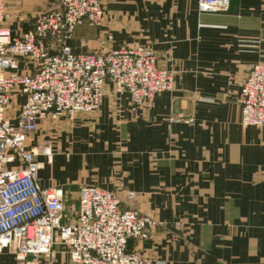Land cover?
Wrapping results in <instances>:
<instances>
[{"label":"crops","instance_id":"crops-1","mask_svg":"<svg viewBox=\"0 0 264 264\" xmlns=\"http://www.w3.org/2000/svg\"><path fill=\"white\" fill-rule=\"evenodd\" d=\"M5 4L16 34L58 0ZM103 8L102 26L80 27L67 46L76 54L151 48L175 74L174 90L134 114L109 86L99 110L75 123L41 121L29 145L54 154L41 185L135 191L137 208L159 226L128 249L153 260L264 264V130L241 124V84L264 65V0H230L217 13L201 12L197 0H103ZM31 67L20 60V72ZM15 102L18 111L25 97ZM73 163L83 173L66 176ZM0 264H16L15 255L3 253ZM53 264L73 263L62 252Z\"/></svg>","mask_w":264,"mask_h":264},{"label":"built area","instance_id":"built-area-1","mask_svg":"<svg viewBox=\"0 0 264 264\" xmlns=\"http://www.w3.org/2000/svg\"><path fill=\"white\" fill-rule=\"evenodd\" d=\"M197 1L203 13L230 5ZM10 19L0 0V255L13 253L16 264H42L55 260L53 246L60 244L73 264H166L128 249L131 240L149 239L157 220L125 208L116 194L95 185L81 186L68 208L62 186L41 185L43 166L28 142L41 121H74L98 111L109 86L126 94L138 114L158 94L174 90L175 74L160 68L155 51L145 46L76 54L66 45L80 27L102 26L103 0H58L28 32L13 33ZM20 60L32 67L20 72ZM18 95L25 102L16 111ZM241 104L242 126L264 130V65L248 71ZM46 156L53 160L50 151ZM136 198L127 193L130 202Z\"/></svg>","mask_w":264,"mask_h":264},{"label":"rangeland","instance_id":"rangeland-1","mask_svg":"<svg viewBox=\"0 0 264 264\" xmlns=\"http://www.w3.org/2000/svg\"><path fill=\"white\" fill-rule=\"evenodd\" d=\"M198 6H199V4H198ZM103 10H104V8H103ZM229 10V7H228V9H226V10H224V11H218V12H226V11H228ZM209 13H217V12H209ZM105 14V13H104ZM74 36V35H73ZM72 38V37H71ZM56 40V39H55ZM69 40V39H68ZM57 41V40H56ZM56 41H54V40H51L50 42H51V44L53 45V46H57L56 45ZM58 42V41H57ZM66 42H67V40H66ZM67 45V44H66ZM60 46V45H59ZM24 62L25 63H27V60H24ZM110 88H112V87H110ZM113 89V88H112ZM113 91H114V89H113ZM115 92V91H114ZM103 102V101H102ZM154 103H155V101H154ZM154 106V105H153ZM92 114V113H91ZM86 115H89V114H86ZM79 116H81V115H79ZM79 116H77V118L79 117ZM77 118L74 120V121H70V120H68V119H66V118H63V119H58V120H55V121H52V123H57V122H59L60 123V121L62 122V121H65V122H67V123H70V124H73V123H75L76 122V120H77ZM32 138V137H31ZM28 147H29V149H33V150H36L37 151V153H38V156L39 155H42L43 157H44V160L42 161V162H40L38 159H37V157H36V160L39 162V163H41V165L43 166V168H45V166L46 165H50V164H52L53 162H54V158H53V160L50 162V161H48V157L46 156V151L48 150V151H50L51 152V154L53 155V157H54V154L52 153V151L49 149V148H44V149H42V148H38L37 146H34V147H32V146H30L29 145V142H28ZM77 166H78V164L77 163H73L72 164V167L73 168H71V169H66V171L64 170L63 171V173L66 175V176H70V175H72V174H74V175H76V174H79V173H83V170H82V168H80L79 167V170H77ZM43 170V169H42ZM65 175H62V176H65ZM61 176V177H62ZM83 185H92V184H87V183H84V182H81V183H79V184H77V185H71V186H66V187H64V189L66 190V192H67V197H68V208H70L71 207V205L72 204H74V203H76V199H77V195H78V191H79V188L81 187V186H83ZM128 192H135V191H132V190H127V189H124V190H120V196H118L124 203H125V205H124V207L125 208H133V209H135V210H138L141 214H143V215H145V216H148V217H150V218H153V219H155L153 216H151V215H148V214H145V213H142L138 208H137V205H136V203H137V198L133 201V202H130L128 199H127V193ZM113 193V192H112ZM136 193V192H135ZM136 195H137V197L139 198V196H138V194L136 193ZM155 220H157V219H155ZM158 221V220H157ZM53 252H54V254H55V260H56V257L58 256V254L60 255L62 252H64V253H66L67 254V250L65 249V247H63V246H61L60 244H57V245H54L53 246ZM132 252H135V251H132ZM136 253H139V254H141L140 252H136ZM63 255H65V254H63ZM143 255V254H142ZM66 256V255H65ZM145 256V255H144ZM55 260L53 261V260H44V261H42V264H53L54 262H55Z\"/></svg>","mask_w":264,"mask_h":264}]
</instances>
